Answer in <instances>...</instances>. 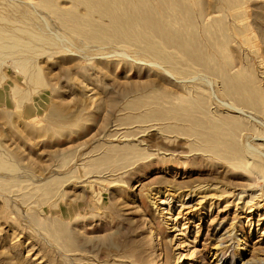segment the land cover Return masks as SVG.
Wrapping results in <instances>:
<instances>
[{"label": "rangeland", "instance_id": "1", "mask_svg": "<svg viewBox=\"0 0 264 264\" xmlns=\"http://www.w3.org/2000/svg\"><path fill=\"white\" fill-rule=\"evenodd\" d=\"M247 10L251 42L237 38L232 47L264 87V0ZM90 51L40 55L46 84L21 106L12 87L29 89V79L11 59L1 67L0 151L18 168L0 170L10 186L1 191L0 182V264H264V179L191 155L183 135L133 122L129 85L149 79L160 87L162 77L148 66L130 77L111 72L100 62L116 57ZM242 139L264 151V136ZM127 145L142 154L90 166ZM40 221L63 227L68 247Z\"/></svg>", "mask_w": 264, "mask_h": 264}, {"label": "bare ground", "instance_id": "2", "mask_svg": "<svg viewBox=\"0 0 264 264\" xmlns=\"http://www.w3.org/2000/svg\"><path fill=\"white\" fill-rule=\"evenodd\" d=\"M249 1L0 0V83L6 78L1 67L11 59L33 85L26 90L17 84L12 87L21 106L32 91L45 86L36 61L50 51L69 52L73 57L77 51L90 56L88 51L95 50V55L114 56L112 64L110 59L101 65L114 73L123 68L127 77L136 69L140 75L143 66H148L165 85L159 87L149 79L129 85L134 98L127 108L137 112L133 122H151L164 132L183 135L191 140V155L223 159L264 179V151L250 142L242 143L245 132L264 136V130L256 126L258 115L264 116V87L247 63L236 60L232 47L237 38L251 42ZM136 147L107 152L94 158L90 166L125 159L139 150ZM3 153L0 170H16L17 165ZM16 181L20 184L22 180ZM0 182L1 191L10 188L7 178L0 177ZM42 190L46 196L53 189ZM40 224L68 247L63 227ZM215 264L228 262L222 257Z\"/></svg>", "mask_w": 264, "mask_h": 264}]
</instances>
